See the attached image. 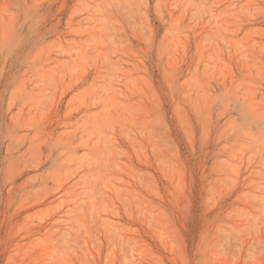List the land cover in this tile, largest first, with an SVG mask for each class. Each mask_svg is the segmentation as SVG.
<instances>
[{"label": "rangeland", "instance_id": "374dc122", "mask_svg": "<svg viewBox=\"0 0 264 264\" xmlns=\"http://www.w3.org/2000/svg\"><path fill=\"white\" fill-rule=\"evenodd\" d=\"M0 264H264V0H0Z\"/></svg>", "mask_w": 264, "mask_h": 264}]
</instances>
